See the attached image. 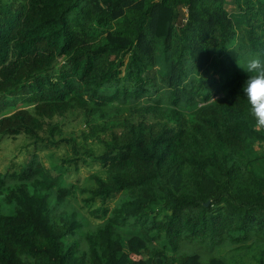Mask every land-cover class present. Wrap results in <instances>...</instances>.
<instances>
[{
	"label": "trees",
	"instance_id": "trees-1",
	"mask_svg": "<svg viewBox=\"0 0 264 264\" xmlns=\"http://www.w3.org/2000/svg\"><path fill=\"white\" fill-rule=\"evenodd\" d=\"M227 2L0 0V135L55 144L45 118L78 107L100 139L127 111L91 158L102 221L79 237L73 186L35 154L0 174V264H229L221 246L264 264V133L239 65L264 56V0Z\"/></svg>",
	"mask_w": 264,
	"mask_h": 264
},
{
	"label": "rangeland",
	"instance_id": "rangeland-1",
	"mask_svg": "<svg viewBox=\"0 0 264 264\" xmlns=\"http://www.w3.org/2000/svg\"><path fill=\"white\" fill-rule=\"evenodd\" d=\"M226 7L230 14L236 12L237 6L232 0H228ZM159 69V67H158ZM115 105V103H113ZM128 104H122V107ZM193 105H187L189 109ZM30 107V106H29ZM11 109V106L9 107ZM14 108V107H12ZM112 109L109 117L97 119L100 122L102 129L99 127L100 139L109 142L112 136V130L115 129L113 121L123 115L114 112ZM48 124L56 125L53 139L56 143H46V140L35 143L31 138L24 134L15 136L0 135V174L6 171L18 170L32 154H35L37 159L46 166L52 174L59 176V183L63 186H73L72 193L68 195L65 202V207L68 211L73 209L78 210V217H81L83 225L81 229L75 233L76 237L82 234L84 229L95 227L102 221L97 215H93L91 211L96 208V201L86 202L85 198L89 195V190L95 186L93 175H104V169L97 163H93L91 158L101 153L103 150V142L90 135L89 126L85 123L84 112L78 107L70 108L64 115L55 114L51 118H45ZM41 130L40 135L47 137L45 129ZM118 128V127H117ZM105 144V143H104ZM86 159L88 162H84ZM5 189V187H2ZM3 192L0 189V204L2 201ZM114 199H110L109 205H112ZM2 212V211H0ZM134 230L128 228V232ZM142 234L144 231H141ZM196 241L187 242V247L192 248ZM198 249V248H197ZM199 250V249H198ZM239 251L221 246L215 254L222 255L229 264H239V256L244 260L248 257V252ZM207 254H210L206 250Z\"/></svg>",
	"mask_w": 264,
	"mask_h": 264
},
{
	"label": "clouds",
	"instance_id": "clouds-1",
	"mask_svg": "<svg viewBox=\"0 0 264 264\" xmlns=\"http://www.w3.org/2000/svg\"><path fill=\"white\" fill-rule=\"evenodd\" d=\"M240 67L248 74L243 86L250 126L257 133H264V56L257 55Z\"/></svg>",
	"mask_w": 264,
	"mask_h": 264
}]
</instances>
